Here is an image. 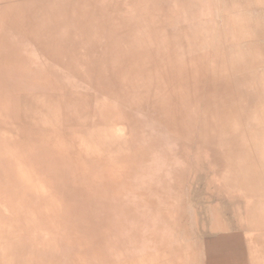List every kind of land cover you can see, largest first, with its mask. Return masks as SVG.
<instances>
[{
  "label": "rangeland",
  "instance_id": "1",
  "mask_svg": "<svg viewBox=\"0 0 264 264\" xmlns=\"http://www.w3.org/2000/svg\"><path fill=\"white\" fill-rule=\"evenodd\" d=\"M158 1L173 8L174 19L159 28L156 45L173 54L174 64L183 62L184 70L167 66L157 72L162 62L145 59L147 47L128 43L133 39L122 34L145 33L148 25L132 19L127 22L131 28L119 32L116 14L94 12L90 0H46L37 12L12 5L0 10V48L14 32L37 44L5 46L14 57L22 56H0V74L16 75L4 82L6 87L27 77L29 85L43 86L28 94L0 92V200L29 202L42 195L45 201L35 210L45 209V232L38 236L43 239L22 238L37 225L33 219L27 227L29 213L19 207V217L2 220L0 264H226L214 250L216 232L206 211L215 202L226 211L232 207L233 216L243 210L236 200L213 193L220 177L207 162L210 145L202 138L187 142L189 134L174 136L176 130H170L173 136H155L140 107L157 95L149 81H163L159 74L165 81L180 77L184 85L185 73L197 70L213 84L210 90L203 82L199 87L188 83L186 102L184 87L162 93L172 95L174 109L184 118L178 116L180 123L190 126L184 116L200 105V88L205 105L214 109L221 103L239 113L234 125L244 132L240 112L256 105L264 130V106L259 99L247 101V88L237 84L255 78L254 87L264 98V0ZM207 61L214 63L212 70L200 64ZM223 66L228 71L224 79ZM25 95L49 110L33 111ZM118 120L125 129L122 136L110 127ZM254 137L242 141L252 146ZM37 179L46 185L41 188ZM28 243L44 246L41 261L25 253ZM236 250L235 264H243L240 240Z\"/></svg>",
  "mask_w": 264,
  "mask_h": 264
},
{
  "label": "crops",
  "instance_id": "2",
  "mask_svg": "<svg viewBox=\"0 0 264 264\" xmlns=\"http://www.w3.org/2000/svg\"><path fill=\"white\" fill-rule=\"evenodd\" d=\"M45 1L46 0H0V10L6 8L9 9L10 5H12L22 9V12H37L44 6ZM90 3L92 4V7H94V12L116 14V28H118L119 32L122 31L120 30L121 27L131 28L129 27L131 25H128L127 22L129 23V20L132 19L137 20V18H140L141 21L148 25L149 29L145 33L142 31H140V33H124L126 31H122V34L124 37H131L133 39L128 43L147 47L149 51L146 53L150 54V56L145 59L162 62L157 64V67L155 68L157 72H165L167 66L173 68L172 70H184L185 67L183 62L174 64V61L171 59L173 54L168 53L169 51L166 53L162 52L163 48H159V46L156 45L160 43L158 40H155L159 35V28L169 26L174 19V11L170 5H162L158 0H90ZM42 24L50 25L51 23L48 21L42 22ZM40 35L42 38L44 37L43 33H40ZM8 39L9 41L4 42L5 45H37L32 38L23 35L22 32L11 33L10 36H8ZM155 48H158L157 52ZM200 64L210 65L208 70H212L214 63L207 61L206 63L200 62ZM164 67L166 68L163 69ZM227 73V69L223 66L220 73L223 79L228 75ZM198 74L200 73L197 70H193L190 73L186 72L184 79L187 77L188 81L184 82V85L180 84V77H169L168 80L165 81V78L161 79L160 74L159 79L163 81L157 79L155 81H149L154 87H156L155 93H157V95L154 96V98H149V100L141 104L140 108L142 117L148 124H151L154 127L155 136H173L174 134L171 133L170 130H176L178 133L174 136H184V132L189 134L184 136V140L187 142L198 141L202 138L204 139L203 141L210 145L212 151L208 155L207 162L214 169L216 176L220 177L219 180L214 183L213 193L230 201L236 200V204L238 202L239 204L241 203L243 210V213L237 211L233 216V208L231 207L226 211V208H223L224 205L222 202H215L208 206V209L210 210L206 211L208 214H206V216L210 219L211 229L216 232L213 239V242L215 243L214 250L215 252L218 251L219 258H221L220 263L235 264L237 254L236 248L238 240H240L243 248V264H264V173H262L264 172V168H262L264 166V130L261 127L259 120V114H261L260 110L256 105H250L246 106L244 111L240 112L242 113L240 115L244 118L248 129L247 132H244L239 126L237 127L234 125L239 113L232 110H226L223 107L221 108V103L217 107H214V109L205 105V100H203L205 98V93H202L203 96H201L200 92L202 90L198 88L197 95L200 97V105L198 108L193 105L195 113L186 112L189 114L184 116L186 119H189L191 123H189L190 126L184 125V121H181L180 123V121L177 120L178 116L181 120L184 118H182V113H179L178 110L174 109L170 99L172 98V95L168 93L169 96L171 95L169 98L168 94L162 95V93H165L166 90H170L172 93L174 91L177 92L179 87H184V102H186L187 98L185 97L187 96L185 95L188 91L186 84L189 83L190 86L192 84L199 87L197 86V83L203 82L205 83L204 85L208 86L207 89L210 90L211 85H213L210 83L211 81H203ZM260 75L263 76V74ZM14 76L16 75H14L13 71L6 74H0V92H20L28 94L29 92L34 93L43 91L42 85H29L28 77L25 79L23 78L25 81L20 82L16 87H6L4 82ZM31 80L37 81V78L33 77ZM225 82L227 85L228 80H225ZM257 82L258 81L252 77L247 85L241 82L237 84L241 89L244 87L247 88L248 92L246 93V97H249L248 99L251 104H254V101L259 99L258 104L262 107V105L264 106V98L258 94V91L253 84ZM237 84L234 86L237 87ZM25 97L27 96L25 95ZM207 97L210 99V91L207 93ZM231 111L234 113H231ZM246 135L256 136V138L254 137L255 146H248L242 141L243 136ZM219 146L222 147V149H220ZM255 160L257 161L255 162ZM260 162L262 165H260ZM36 182L41 188L46 185V181L43 180L37 179ZM26 202L21 199L10 204L7 200H0V220H6L16 208H23L22 211H27V214L29 213L26 222L27 227L30 223L29 221H32L33 219H35L33 222L35 223L36 221L37 227L33 233L22 232L24 235L21 237L23 239L26 237L28 239L35 238L36 240L43 239L38 238V236L42 234L44 235L45 232L43 225H41L45 209L42 210V213L41 211L39 212L35 210L43 208V205H45L44 198L42 195L36 196L34 199H29L31 204L28 200H26ZM229 204L232 206V203ZM227 213L229 215H227ZM240 215L243 217H239ZM32 240L35 242L34 239ZM29 247L31 249H29ZM29 247H26L25 253L27 255L30 254L32 261H41V258H43L42 255L45 254V251L42 248L44 246L41 245L40 247H34L29 245ZM190 259L195 263L194 257L190 256ZM226 259L227 262H225Z\"/></svg>",
  "mask_w": 264,
  "mask_h": 264
},
{
  "label": "bare ground",
  "instance_id": "3",
  "mask_svg": "<svg viewBox=\"0 0 264 264\" xmlns=\"http://www.w3.org/2000/svg\"><path fill=\"white\" fill-rule=\"evenodd\" d=\"M5 46H7V45H5ZM5 46H3L2 48H0V56L1 57H3L4 59H6V60H9V58H12V59H15V60H18V59H20V57L22 58V56H19V57H14L13 55H12V53H11V51L9 50V46L8 47H5ZM23 59L24 60H28V56L26 55V54H24L23 55ZM13 69H17V68H13ZM226 80V79H225ZM236 86V85H235ZM237 88V87H236ZM249 96V95H248ZM248 98L249 97H247V100H248ZM26 99L29 101V103L28 104H31V106H30V108L34 111V107L35 108H37V109H40V110H42V111H48L49 109H48V106L47 105H45V104H43V103H39V102H37L36 104H35V101H36V99L37 98H34V99H30V97L29 98H27L26 97ZM28 104L26 105V106H28ZM35 104V105H34ZM248 104V103H247ZM219 108V107H218ZM222 108V107H221ZM246 108V107H245ZM221 110V109H220ZM251 110H252V108H251ZM219 111V110H218ZM233 111V110H232ZM231 111V113H234V112H232ZM223 112V111H222ZM252 112H253V110H252ZM218 113V112H217ZM230 114V113H229ZM247 114H248V112H247ZM251 114V113H250ZM225 115V114H224ZM231 115V114H230ZM211 116H213V115H211ZM219 116H221V115H219ZM234 116V115H233ZM224 117H226V116H224ZM258 117V116H257ZM238 118V117H237ZM56 119H58V121H60V118H59V116H58V114H57V118ZM218 119V118H217ZM233 119H234V117H233ZM261 119V118H260ZM218 120H220V119H218ZM1 123V122H0ZM6 123V122H5ZM65 125H67L66 123H64ZM5 128H6V130H12V128L10 129V127H8V125H7V123H6V125L4 126ZM110 127H111V130H113L114 132H115V134L116 135H118V136H122V135H124L122 132H124V126H123V123L121 122V121H115V122H111L110 123ZM115 128V129H114ZM62 130H64V127L62 126L61 127V130H60V132H62ZM258 132V131H257ZM254 133H256V132H254ZM65 134V133H64ZM252 135V134H251ZM259 139V138H258ZM260 140V139H259ZM86 144H87V148L88 149H92V144H91V142H86ZM254 144H255V142H254ZM258 144V143H257ZM239 145V144H238ZM262 145V144H261ZM86 146V145H85ZM244 146H246V145H244ZM255 146V145H254ZM100 150V148L98 149V151ZM90 151V150H89ZM250 152V151H249ZM248 152V153H249ZM241 153H242V151H241ZM245 153V152H244ZM238 154V153H237ZM234 155V154H233ZM243 155V154H242ZM244 157V156H243ZM247 161V160H246ZM245 161V162H246ZM257 160H255V162H256ZM248 163V162H247ZM247 163H246V165H247ZM258 163V162H257ZM252 164V163H251ZM250 164V165H251ZM256 164V163H255ZM254 164V165H255ZM242 165V164H241ZM260 165H262L261 164V162H260ZM240 166V165H239ZM251 167V166H250ZM261 167V166H260ZM238 168H240V167H238ZM262 168H264V166L262 167ZM262 170V169H261ZM239 171V170H238ZM263 171V170H262ZM262 173H264V172H262ZM241 174V173H240ZM223 175V174H222ZM264 175V174H263ZM219 176V175H218ZM243 178V177H242ZM255 181V180H254ZM258 182V181H257ZM256 182V183H257ZM264 183V182H263ZM243 188H245V187H243ZM250 188V187H249ZM246 191H247V189H246ZM20 208V207H19ZM17 209V208H16ZM21 209H23V208H21ZM43 210V209H42ZM19 212L21 213V211L19 210ZM14 214H16V216L17 217H19V214H17L16 212H15V210L12 212V214L10 215V216H13ZM1 222H2V220H0V228L3 226V225H1ZM8 224V223H7ZM13 226V225H12ZM32 227V226H31ZM10 228H11V226H10ZM35 228V227H34ZM12 229H14V228H12ZM15 230V229H14ZM15 231H17V230H15ZM26 231V230H25ZM10 232V231H9ZM8 232V233H9ZM33 233V232H32ZM6 234V233H5ZM13 234H15V233H13ZM12 234V235H13ZM17 234V233H16ZM18 235V234H17ZM14 237H15V235H13ZM12 236V237H13ZM4 247H5V244H4V240H1L0 239V254L2 253V251L4 250ZM0 259H1V256H0ZM3 259V258H2ZM1 259V260H2Z\"/></svg>",
  "mask_w": 264,
  "mask_h": 264
}]
</instances>
